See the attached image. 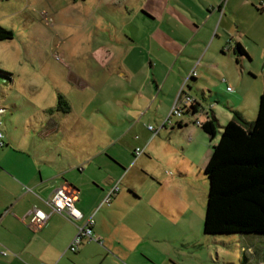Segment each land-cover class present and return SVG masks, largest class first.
<instances>
[{"label":"crops","instance_id":"crops-1","mask_svg":"<svg viewBox=\"0 0 264 264\" xmlns=\"http://www.w3.org/2000/svg\"><path fill=\"white\" fill-rule=\"evenodd\" d=\"M79 1L90 6L93 65L88 77L71 75L73 97L60 68L44 91L30 77L0 73V264H187L167 230L201 215L185 186L204 174L211 154L200 126L229 122L234 112L248 122L256 112L264 70L253 69V52L264 55V0ZM59 94L67 114L56 110ZM181 95L194 105L165 124ZM134 130L140 136L130 140ZM174 133L185 138L181 162L171 156ZM63 185L77 194L82 220L52 214L35 231L30 212L50 213L43 199ZM90 218L103 244L70 252ZM155 244L168 246L156 253Z\"/></svg>","mask_w":264,"mask_h":264},{"label":"rangeland","instance_id":"rangeland-1","mask_svg":"<svg viewBox=\"0 0 264 264\" xmlns=\"http://www.w3.org/2000/svg\"><path fill=\"white\" fill-rule=\"evenodd\" d=\"M77 2L79 4L80 1L0 0V26L10 28L11 32H14L12 39L0 42V71L11 75L5 76L2 80L10 78L19 81L23 77H30L38 83L39 89L44 91L46 84L52 85L50 77L57 75L60 68L59 76H64L66 83L62 87L73 97L74 91L69 86H77L78 83L71 75L81 72L88 77V71L93 65L90 48L93 39L92 29L87 17L90 6L87 4L82 10ZM253 55L255 56L253 69L259 73L264 70V55L259 50H255ZM255 83L263 92V76L257 78ZM258 102L259 97L255 101L256 112L251 115L248 122L255 120ZM226 123L217 125L218 132H221V127ZM218 132L209 143L210 146L218 142ZM134 134H138L136 130L128 138L134 139ZM184 139V136L177 133L171 138L175 146L173 149L176 151L172 152L171 156L175 162H181L183 159V153L179 148L183 145ZM185 186L192 189L189 199L193 206L200 210L201 215L198 218L194 215L189 216L183 225L179 224L167 230L177 240L170 246L173 252L184 254L187 257V264H240L243 259L241 249L245 251L250 243H254L255 246L248 252V256L253 264H264V235L203 234L208 193V181L204 174L199 178L192 176ZM167 246L155 244L153 250L161 253Z\"/></svg>","mask_w":264,"mask_h":264},{"label":"trees","instance_id":"trees-1","mask_svg":"<svg viewBox=\"0 0 264 264\" xmlns=\"http://www.w3.org/2000/svg\"><path fill=\"white\" fill-rule=\"evenodd\" d=\"M12 38L13 33L0 26V40ZM238 54L245 55L241 47H238ZM56 110L65 114L71 110L61 94ZM217 125L212 119L200 126L210 141L218 132ZM218 133L219 140L212 145L204 169L208 193L203 234L264 235V92L259 97L254 121L247 122L234 112L232 120ZM254 246L250 243L245 251L241 249L240 264H253L248 252Z\"/></svg>","mask_w":264,"mask_h":264},{"label":"built area","instance_id":"built-area-1","mask_svg":"<svg viewBox=\"0 0 264 264\" xmlns=\"http://www.w3.org/2000/svg\"><path fill=\"white\" fill-rule=\"evenodd\" d=\"M261 6L264 7V1L261 3ZM194 75V73H191L185 80L184 84L188 79H190ZM227 91L232 92V88L227 87ZM193 105L194 100L191 97L187 95L178 96L173 107L169 112L167 119L165 120V124L170 123V119L172 117H181ZM147 129L152 132L153 135H156L158 133V130H155L152 126H147ZM3 139L4 134L0 133V146H4ZM135 154L136 156H139L140 154H142V151L136 149ZM118 191V186L111 190L105 198L104 204H110L113 199V196ZM76 201L77 194H75L71 187L63 185L56 188L47 199H43V202L49 207L50 213H46L39 208H33L30 212L31 218L29 221V226L35 231L39 230L43 225L46 224L52 214H57L62 217H65L66 219L74 223L82 220L83 214L76 208ZM94 225L95 221L93 220V218H90L83 225L78 226L77 233L68 247V250L70 252L76 253L79 247L86 242L95 241L103 244V240L101 238L94 236ZM2 255L8 256L9 253L7 251H4L2 252Z\"/></svg>","mask_w":264,"mask_h":264}]
</instances>
